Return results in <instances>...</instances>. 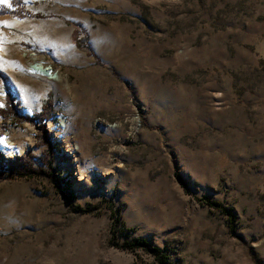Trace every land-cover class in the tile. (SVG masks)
Wrapping results in <instances>:
<instances>
[{"label": "rangeland", "instance_id": "1", "mask_svg": "<svg viewBox=\"0 0 264 264\" xmlns=\"http://www.w3.org/2000/svg\"><path fill=\"white\" fill-rule=\"evenodd\" d=\"M0 90V264H264V0H4Z\"/></svg>", "mask_w": 264, "mask_h": 264}, {"label": "trees", "instance_id": "2", "mask_svg": "<svg viewBox=\"0 0 264 264\" xmlns=\"http://www.w3.org/2000/svg\"><path fill=\"white\" fill-rule=\"evenodd\" d=\"M51 104V101H47L46 105L44 106V109L41 113H38L36 118H42L47 119L52 116V109H47L48 106ZM28 121H31L32 118L27 117L24 118ZM42 134L44 137V140L47 144L51 145L52 136L47 135V131L45 129V124H42ZM53 146V145H52ZM55 149L54 147H52ZM34 154L31 151H26L21 156H15L14 158H6L3 153L0 152V166L5 168L11 175H28V174H46L50 177L55 178L54 171L46 169L47 166H49V163L51 159L47 157V161L43 160V164H46V168H43L42 166H35L34 162Z\"/></svg>", "mask_w": 264, "mask_h": 264}, {"label": "built area", "instance_id": "3", "mask_svg": "<svg viewBox=\"0 0 264 264\" xmlns=\"http://www.w3.org/2000/svg\"><path fill=\"white\" fill-rule=\"evenodd\" d=\"M23 55L26 59V66L28 71L35 76L46 78L50 81H55L54 70L51 65L48 64L46 55L35 50L24 49ZM8 92L0 90V110L3 108L7 109L6 97ZM4 115L2 116V118ZM6 119H9L5 115ZM10 123V122H9Z\"/></svg>", "mask_w": 264, "mask_h": 264}, {"label": "snow or ice", "instance_id": "4", "mask_svg": "<svg viewBox=\"0 0 264 264\" xmlns=\"http://www.w3.org/2000/svg\"><path fill=\"white\" fill-rule=\"evenodd\" d=\"M0 2H4V0H0Z\"/></svg>", "mask_w": 264, "mask_h": 264}]
</instances>
